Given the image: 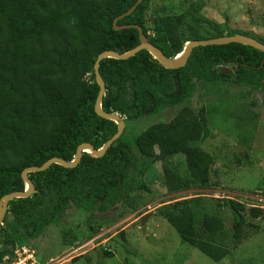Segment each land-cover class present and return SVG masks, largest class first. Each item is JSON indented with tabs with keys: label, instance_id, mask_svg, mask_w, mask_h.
I'll use <instances>...</instances> for the list:
<instances>
[{
	"label": "trees",
	"instance_id": "1",
	"mask_svg": "<svg viewBox=\"0 0 264 264\" xmlns=\"http://www.w3.org/2000/svg\"><path fill=\"white\" fill-rule=\"evenodd\" d=\"M136 1L0 0V198L24 192V169L40 167L52 158L71 162L80 144L99 150L116 133L113 122L94 113L99 89L93 65L102 52L123 54L139 45L136 29L114 31L112 26ZM147 2L142 0L117 26L140 27L166 58H177L190 41L224 36L242 35L264 45V38L252 33L206 22L200 15V2L179 15L153 18L147 29ZM228 64L233 65L230 74L222 73L221 66ZM99 74L105 84L101 109L124 117L127 123L153 106L156 114L189 103L195 92L193 79L213 85L235 78L236 84L253 92L264 91V54L234 43L198 47L183 68L165 70L148 52L141 51L125 61H101ZM125 92H130L126 101ZM171 130L177 131L176 138ZM126 131L100 159L83 153L74 169L53 165L27 175L34 193L8 203L0 227V264L5 256H12L16 244L58 224L67 212L85 218L96 206L101 211L127 207L128 192L148 191L142 178L156 163L169 194L210 188L213 158L201 148L210 133L202 109L195 114L184 107L170 124H155L141 135L130 132L127 137ZM154 146L160 151L154 156L132 149ZM179 154L183 162H171ZM201 201L165 205L157 216L202 255L222 252L228 256L229 251L221 250L216 242L223 232V220L217 212L202 209ZM221 206L232 216L230 249L234 250L246 238L247 216L257 219L261 211L246 213L244 205L233 200H222Z\"/></svg>",
	"mask_w": 264,
	"mask_h": 264
},
{
	"label": "rangeland",
	"instance_id": "2",
	"mask_svg": "<svg viewBox=\"0 0 264 264\" xmlns=\"http://www.w3.org/2000/svg\"><path fill=\"white\" fill-rule=\"evenodd\" d=\"M195 2L203 5L200 15L206 22L264 38V0H148L146 28L153 18L179 15ZM221 68L231 70L233 65ZM192 82L195 92L189 103L147 113L125 123L124 130L127 137L130 132L141 135L155 124H170L184 107L195 114L202 109L210 133L201 148L213 158L210 188L169 194L161 166L156 163L142 178L148 191L128 192L127 207L118 205L101 211L96 206V211L85 218L67 212L58 224L16 244L12 256H5L1 264H16L15 252L21 247L31 252L25 264H264V91L253 92L236 84L235 78L213 85L195 79ZM129 95L124 93V101ZM170 134L173 138L178 135L176 130ZM132 149L150 156L160 153L157 146ZM170 160L183 162V157L179 154ZM191 199L202 200V209L217 212L223 220V232L216 242L221 250L229 251L228 256L222 252L202 255L157 216L163 206ZM222 200L239 202L246 213L250 209L261 211L257 219L247 216L246 238L234 250L230 249L232 216L221 206Z\"/></svg>",
	"mask_w": 264,
	"mask_h": 264
},
{
	"label": "water",
	"instance_id": "3",
	"mask_svg": "<svg viewBox=\"0 0 264 264\" xmlns=\"http://www.w3.org/2000/svg\"><path fill=\"white\" fill-rule=\"evenodd\" d=\"M141 2L142 0H137L136 3L132 6V8H130V10H128L125 14L116 18L112 24L114 31H119V30L129 29V28L136 29L138 31L139 45L135 47L134 49L126 53H123V54H118L113 51L102 52L101 54L97 56L94 62V65H93L94 79L99 89L95 103H94V113L100 119L113 122L117 126L116 133L107 142H105L99 150H95L90 144H87V143L80 144L77 147L75 156L71 162H66L58 158H52L48 160L47 162H45L40 167H29V168L24 169L21 172V179L23 183L25 184L24 192H13V193L4 195L0 198V227L6 215L8 203L13 200H17V199L29 198L34 193V187L32 183L30 182V180L28 179V176H27L28 174L44 172L53 165H57V166H60L68 170L74 169L80 163L83 153H86L95 159H100L105 155L106 151L122 135L124 128H125L123 119L116 114L106 113L101 109V102L105 95V84L99 74V64L101 61L105 59L125 61V60L132 58L133 56H135L137 53L141 51H146L152 57V59L155 60L165 70H178V69L183 68L186 65L187 60L189 59L192 53V50L194 48L228 45L232 43L250 47L264 54V45L258 42L257 40L250 38V37L242 36V35H234V36H224L221 38H215L211 40L190 41L185 44L182 50V53L177 58H173V59L166 58L159 49H157L156 47H154L153 45L149 43L147 38L142 33V29L140 27L134 26V25L117 26L118 21H120L124 17L129 16ZM221 72L225 74H230V71L224 68L221 69ZM143 221L144 219L141 220L142 226H143Z\"/></svg>",
	"mask_w": 264,
	"mask_h": 264
},
{
	"label": "built area",
	"instance_id": "4",
	"mask_svg": "<svg viewBox=\"0 0 264 264\" xmlns=\"http://www.w3.org/2000/svg\"><path fill=\"white\" fill-rule=\"evenodd\" d=\"M27 253H29V255H26ZM31 259V252H29V249L25 248V247H21L19 248L16 252H15V260H16V264H25L27 263V260Z\"/></svg>",
	"mask_w": 264,
	"mask_h": 264
},
{
	"label": "flooded vegetation",
	"instance_id": "5",
	"mask_svg": "<svg viewBox=\"0 0 264 264\" xmlns=\"http://www.w3.org/2000/svg\"><path fill=\"white\" fill-rule=\"evenodd\" d=\"M147 40H148V39H147ZM153 108H154V106L152 107V110H153ZM164 109H166V108H164ZM161 110H162V109H161ZM161 110H160V111H161ZM160 111H159V112H160ZM147 113H153V112L150 110L149 112H146V114H147ZM157 113H158V112H157ZM121 118H122V117H121ZM123 121H124V120H123ZM124 124H125V122H124ZM124 129H125V128H124Z\"/></svg>",
	"mask_w": 264,
	"mask_h": 264
},
{
	"label": "bare ground",
	"instance_id": "6",
	"mask_svg": "<svg viewBox=\"0 0 264 264\" xmlns=\"http://www.w3.org/2000/svg\"><path fill=\"white\" fill-rule=\"evenodd\" d=\"M178 57V56H177Z\"/></svg>",
	"mask_w": 264,
	"mask_h": 264
},
{
	"label": "clouds",
	"instance_id": "7",
	"mask_svg": "<svg viewBox=\"0 0 264 264\" xmlns=\"http://www.w3.org/2000/svg\"><path fill=\"white\" fill-rule=\"evenodd\" d=\"M179 56V55H178Z\"/></svg>",
	"mask_w": 264,
	"mask_h": 264
}]
</instances>
